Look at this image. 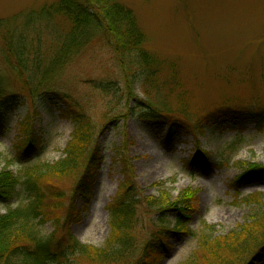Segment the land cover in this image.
Segmentation results:
<instances>
[{
  "label": "rangeland",
  "instance_id": "obj_1",
  "mask_svg": "<svg viewBox=\"0 0 264 264\" xmlns=\"http://www.w3.org/2000/svg\"><path fill=\"white\" fill-rule=\"evenodd\" d=\"M58 1L0 0V75L7 78L11 89L26 96V88L4 59L2 40L15 38L19 31L27 35L33 26L30 19L39 18L35 26L44 33L38 43L49 57L53 50L45 28L51 13L46 18L40 12ZM118 1L134 11L145 36V50L155 60L157 77L155 82L141 78L128 83L130 77L103 42L74 48L71 61L48 82V89L70 97L71 114L83 112L92 119V146L98 144L104 161L91 185L89 201L73 194L80 171L42 179V185L66 194L61 206L52 207L53 201H46L47 211L63 220L71 202L73 216L68 228L72 234L82 243L103 247L111 232L109 204L120 193L129 168L142 200L138 237L145 242L154 230L148 224L159 211L149 207L147 200L160 195L177 200L192 189L196 210L188 215V230L167 239L171 251L156 263L182 264L198 249L203 231L213 233V242L221 240L222 244L241 227L258 224L256 214L264 207L246 200L264 196V177L237 183L251 164L264 167V122H247L240 128L231 122L205 120L210 112L225 106L264 110V0ZM51 19L59 34L69 30L67 20L57 15ZM30 37L37 41L36 34ZM110 81L114 84L108 93L98 88L97 84ZM65 106L51 93L34 99L27 96L18 108L0 110L4 115L0 172L12 171L21 181L28 165L64 157L74 130L72 119L62 112ZM146 107H159V112L178 118L184 129L169 142L164 135L168 124L155 125L140 118L149 109ZM27 114L23 127L34 128L43 140L40 155L32 159L31 152L23 153V141L17 136ZM197 149L210 157V169L187 163ZM24 196L20 185L9 199H0V212L18 208ZM50 228L46 224L43 232ZM258 247L234 264L248 262ZM261 253L260 264H264V250ZM204 259L202 264L210 258ZM109 261L80 258L76 264H134L136 258Z\"/></svg>",
  "mask_w": 264,
  "mask_h": 264
},
{
  "label": "trees",
  "instance_id": "obj_2",
  "mask_svg": "<svg viewBox=\"0 0 264 264\" xmlns=\"http://www.w3.org/2000/svg\"><path fill=\"white\" fill-rule=\"evenodd\" d=\"M41 14L46 18L49 14L45 28L50 33L53 50L49 57L46 56L44 47L38 43L44 33L35 26L39 18L30 19L29 23L33 26L27 35L25 31H19L15 38L5 37L2 40L4 46L2 52L14 76L22 83L23 89L26 88L27 96L34 99L52 93L55 98L64 102L66 106L62 112L70 116L74 130L66 145L65 155L59 161L28 165L21 181L12 171L4 169L0 172V199H9L20 185L25 192L22 205L12 211L0 212V264H76L80 258L103 260L108 263L109 260L130 262L136 258L134 264H156L171 251L167 239L187 232L188 215L196 210L194 190L188 189L177 200L169 199L165 195L149 201L146 198L148 206L158 208L159 211L151 224H148L150 227L153 226L154 230L145 242H140L138 228L142 226L139 211L142 200L137 193L138 188L133 173L127 164L124 165L128 168L124 172L126 180L121 183L120 193L109 204L110 235L103 247H95L82 243L68 228L69 218L71 221L73 216L71 202L66 205L67 211L63 220L47 211L46 201H53L50 203L52 207L61 206L66 194L63 191L52 190L41 183L47 176L63 177L80 171L73 194L82 195L87 201L90 200L91 185L104 161L98 144L92 146L95 134L94 123L83 112L71 114L73 112L70 110V97L52 92L48 89V82L58 70L71 61L74 48L100 42L113 51L114 58L120 62L127 77H130L128 83L133 84L141 78L155 82L158 69L153 56L145 50V36L138 19L130 7L118 0H59L55 5L44 8ZM54 15L69 22L68 31L59 34L60 32L54 30L51 19ZM33 34L38 36L37 41L34 37H30ZM113 84L110 81L97 85L99 89L108 93ZM11 87L7 78L0 75V110L5 112L18 108L27 99L20 90H13ZM159 111H161L159 107H151L144 111L140 118L155 125L168 124L169 128L164 135L171 142L184 129L183 123L178 118L174 116L170 118ZM28 119L29 114L20 123L21 128L17 136L23 141V153L31 152L29 159H32L40 155L43 140L34 128H28V125L23 127V123H27ZM205 120L219 124L231 122L243 128L244 123L247 122L263 123L264 110L225 106L210 112ZM3 123L4 115H0V130L3 128ZM187 163L203 170L213 166L208 154L198 149L190 156ZM249 167L250 170L245 171L237 183L264 177L263 166L251 164ZM262 195L251 196L246 200L259 207V204L264 205ZM262 210L264 207L255 217L258 224L249 225L248 229L241 227V231L233 232L228 237L230 239L222 244H219L221 240L213 242V233L203 231L198 239V249L182 264H202L206 256L210 259L203 264H234L240 261L242 255L258 246L259 250L254 252L248 262L241 263L260 264L261 251L264 250V217L261 218L264 211ZM46 224H50L51 228L44 233L43 227ZM215 244L216 247H212Z\"/></svg>",
  "mask_w": 264,
  "mask_h": 264
}]
</instances>
